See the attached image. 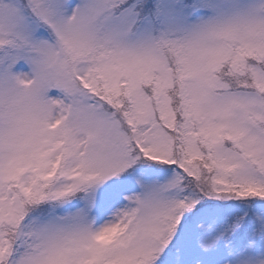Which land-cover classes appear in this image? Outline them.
Here are the masks:
<instances>
[{
  "label": "snow or ice",
  "instance_id": "obj_1",
  "mask_svg": "<svg viewBox=\"0 0 264 264\" xmlns=\"http://www.w3.org/2000/svg\"><path fill=\"white\" fill-rule=\"evenodd\" d=\"M0 264H264V0H0Z\"/></svg>",
  "mask_w": 264,
  "mask_h": 264
}]
</instances>
